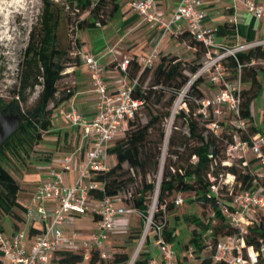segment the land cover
Wrapping results in <instances>:
<instances>
[{
	"label": "trees",
	"instance_id": "1",
	"mask_svg": "<svg viewBox=\"0 0 264 264\" xmlns=\"http://www.w3.org/2000/svg\"><path fill=\"white\" fill-rule=\"evenodd\" d=\"M42 1L44 7L40 16L41 27L38 32L31 33L30 43L25 51V69L19 78V89L13 100L4 106L20 114L21 124L16 132L0 146V223L1 210L18 221H23V217L15 212V208L25 211V205L18 201L20 184L6 169L4 162H8L10 154H19L22 150L29 151L42 140V133L51 124L53 109L49 106L57 98L59 81L68 66L62 60L64 51L58 46L60 26L58 4L53 0ZM64 1V8L68 12V22L72 27L80 29L96 26L98 22L104 24L116 12L118 6L117 0ZM85 12L89 13L88 19L76 18ZM217 32L223 34L226 31L220 28ZM193 43L197 42L193 39ZM205 53V48L198 45V58L194 62H184L172 54L162 55L156 66L145 69L140 75L133 95L142 100L143 105L130 120L126 134L108 149L116 162L108 171L99 172L97 180L102 182L104 191H93L97 200L105 195L125 193L131 184H137L136 191L133 195L131 194L134 206L141 213H148V202L157 187L160 156L166 140L165 123L171 115L179 92L190 80L188 72L198 71ZM237 57L241 63L245 64L252 57L264 58V50L259 48L249 52H240ZM76 60L80 62L79 57ZM227 66L232 74L237 72V62L234 57H228ZM140 70L141 66L138 62L131 60L128 69L129 78L138 77ZM258 74L259 71L254 66L246 65L242 69L243 81L251 83L250 88L242 91L240 105L241 117L250 123L247 131L242 133V139L248 142L252 141V136L263 133V130L253 123L250 111L252 101L261 90ZM202 82L203 79L198 78L192 83L188 97L184 101L189 107L180 109L175 117L183 121L184 129L176 125L175 121L172 123V130L168 137V156L159 182L155 218H161L164 211L168 214L176 210L177 194H185L191 202L210 207L212 217H206L202 213L192 217L185 215L182 220L187 223L194 222L197 225V229L190 232V243L193 252L201 260L199 264H228L224 261L215 262L213 258L220 239L236 233V230L227 223L223 208L228 207L233 210V195L238 191L253 187L257 181V174L251 170L250 163L256 159L245 164L246 159L241 157L233 159L231 165L226 164L228 160L226 148L229 143L233 142L236 129L231 123L230 131L227 132L224 127L219 135L208 127L211 119H205L199 112L194 115L195 112L189 102L191 98L198 102L204 98L200 87ZM38 84L42 85L43 89L37 104L31 109L24 110L21 104L28 100L27 91L33 90ZM72 95L73 91L68 90L65 95L57 99L55 106L58 107L65 100H69ZM167 95L168 98L165 100ZM143 109H147L150 115L147 122H143L140 118ZM222 170H226L227 175H233L234 181L226 183L225 178L220 187L219 178L223 177ZM139 179L140 182H137ZM214 186L217 187V191H214ZM225 187L229 197L223 195ZM154 198L152 205L155 202ZM215 219L218 222L213 224ZM39 231L40 228L32 224L28 233L32 235ZM209 231L213 239L212 251L210 255L202 257L200 253L205 248L202 236ZM174 232L175 229H166V238L173 243L176 241ZM261 240L264 242L263 221L258 223L247 236V243L256 247L260 246ZM56 255L60 256L57 261L54 259ZM2 256L0 249V264H3ZM54 257L52 261H56V264H104V259L97 250L92 251L87 261L83 254L74 250H60ZM150 258V253L142 252L133 264H150ZM129 260L128 253H116L110 264H127Z\"/></svg>",
	"mask_w": 264,
	"mask_h": 264
},
{
	"label": "built area",
	"instance_id": "2",
	"mask_svg": "<svg viewBox=\"0 0 264 264\" xmlns=\"http://www.w3.org/2000/svg\"><path fill=\"white\" fill-rule=\"evenodd\" d=\"M235 1L241 2L258 20L264 21V4L256 0ZM128 5L165 32L183 21L187 23L190 36L205 48L207 57L194 74L190 85L198 78L207 77L215 90L211 98L199 101L198 112L202 113L205 119H211L208 127L216 134L224 128L217 117L223 112L232 116L236 131L233 142L226 148V164L231 165L233 159L245 158L248 153H252L259 161L264 176V134L252 136L251 142L243 140L242 133L247 131L250 123L241 117L240 111L244 90L242 69L246 65H262L264 69V58L252 57L249 62L243 64L237 57L240 52L259 48L264 50V38L235 45L217 43L215 34L218 28L210 29L204 24L207 13L203 0H179L171 17L157 12L156 0H130ZM230 22L234 24L235 19ZM97 25L102 23L98 22ZM112 51L111 49L109 52ZM81 54L91 71L92 84L98 96L96 114L90 119L86 118L73 103L61 106L58 112L72 126L83 129L90 148L80 159L78 176L72 185L64 183V175L73 169L75 161V155L69 154L64 157L59 167L51 169L48 180L39 184L33 191L30 202L25 205V216L27 221L40 224L39 232L29 235L27 227L17 228L10 235L0 231L3 264H51L54 255L60 250L79 251L87 261L94 248L101 249L111 233L127 232L130 227V214L136 212L135 209L127 207L126 193L105 195L97 200L93 191H104L97 176L100 171H108L112 167L108 160V149L126 134L130 120L143 105L142 100L134 97V89L139 83L140 75L145 69L153 68L160 60L161 54L156 46L143 57L140 60V73L134 79L128 78L131 59H124L118 64V68L127 78L116 89L109 87L104 76L105 67L101 60L106 53ZM230 56L237 62L234 77L227 66ZM178 95L185 99L188 92H179ZM183 104L186 106L185 102ZM180 109L175 104L170 119H175ZM227 176L226 183H232L234 176ZM213 189L217 191V187L214 186ZM183 201V197L178 194L175 205L179 206ZM232 204L234 209L224 207L223 215L236 233L220 239L213 255L214 261H224L228 264H264L263 240L258 247L247 243V236L252 229L261 221L264 222V185L256 181L250 189L236 192ZM87 213H92L98 218V229L89 239H83V233L76 227V222L79 216ZM139 213L145 223L142 244L154 234V245L161 257V261L151 259L150 264H176L177 251L173 243L166 238V229L169 228L166 211L158 219L155 218L156 206L147 214L140 211ZM189 251V256H193V248L190 247Z\"/></svg>",
	"mask_w": 264,
	"mask_h": 264
},
{
	"label": "rangeland",
	"instance_id": "3",
	"mask_svg": "<svg viewBox=\"0 0 264 264\" xmlns=\"http://www.w3.org/2000/svg\"><path fill=\"white\" fill-rule=\"evenodd\" d=\"M53 1L58 4L60 15L58 46L64 51L62 60L68 66H66L63 72V77L59 81V92L56 96L57 98L49 106L50 109H53L52 113L56 111L55 104L57 102V99L65 95L68 90H75L76 85L73 67L79 64L76 58L79 57L80 59V55L78 53L80 49V43L82 42V38L80 37V35H86L90 40V43L95 44V46H101L106 43V34L102 28L96 26L87 27L84 29L76 28L75 26L72 27V25L68 22V12L64 8L65 1ZM43 7L44 4L42 0H0V102L3 106L13 100L17 93V90L19 89V78L23 69H25V51L30 43L31 33L33 31L38 32L41 27L40 16ZM76 18L88 19L89 13L85 12L80 16H76ZM206 59L207 57L206 55H204L202 57L201 63H204ZM258 66L261 67L262 65ZM194 74L195 73L188 72L190 80L182 88V94H184V92L186 91H190V87L192 85H190V83L193 79ZM202 79L203 82L200 87L203 91L204 98H211L215 90L213 86L208 82L207 77H203ZM148 82L149 80L147 81V83ZM42 89V85L38 84L33 90L29 89L27 91L28 100L25 103L22 102L21 104L24 110L31 109L37 104ZM167 98L168 95L165 100ZM184 101L185 99H182V96L178 95L174 102V105L176 104L177 108L179 109L180 107L187 109L189 106L187 104L186 106H183ZM189 103H191L193 111L195 112L194 115H196V113H198L197 109L200 106V102L191 98V101ZM210 110L212 111V109ZM149 117L150 115L148 110L143 109L140 114V118L142 119V121L147 122ZM217 118L219 119L220 123L223 124L224 127H226V131L229 132V127L231 121L233 120V117L226 112H223L221 116ZM174 121L176 125L184 129L183 121L181 119L172 120L169 117L167 123H165L164 128L166 133V140L160 156V170L159 174L157 175V191H159V182L161 180L162 171L168 156V137L170 135L169 132H171L172 130L171 126ZM44 132L42 133V135L45 134ZM221 133L222 132H220L219 135ZM51 138L52 136H49L48 139ZM73 141V136H68L66 140L65 138H61L60 142L57 143V149L59 151L67 150L73 144ZM43 144L44 143H37L29 151L22 150L19 154H10L8 162H4V166L6 167V169L20 184L21 189L18 195V201L24 205H26L30 200L31 193L33 192L35 186L38 184V182L42 181V178L46 176L47 170H49L52 166L51 161L47 160V158L52 156L56 151L54 150V148H51L50 146L45 147ZM114 144L115 142L112 143L111 146ZM115 162V157H110V165L113 166ZM125 168H127V166H125ZM254 171L255 173H257L256 170ZM222 174L223 177L219 178L220 187H222L224 179L228 178L226 170H222ZM230 178L231 177H229V179ZM149 179H151V177H149ZM137 182H140V179L137 180ZM136 188L137 184H131L128 190L125 192L127 195V207L136 210V212L130 214V227L128 228L127 232H125L124 234H113L110 239H108L104 243L101 249H97V251H99L100 255L104 259V264H110L114 259L116 253H128L130 256V260L127 262V264L134 263L133 261H135L142 252L151 251L150 253L152 255H159L158 250H156V246L150 244L149 240L142 244L138 255H135L143 239V230L145 224L143 221V217L139 213L138 209H136V207L134 206L133 198L131 197V194H134ZM156 190L150 196V200L148 202L149 210H151ZM180 195L184 199L183 204L176 206V210L174 212L168 213L169 228L172 230L175 229L176 231L175 249L178 255L176 264H199L201 260L197 258L196 253H194L193 256H189V249L190 247L192 248V244L190 243V232L197 229V225L194 222L187 223L182 219L185 215L192 217L193 215H200L202 213L205 214L206 217H212V210L210 207H203L199 203L191 202L189 200V197L185 194ZM223 195L225 197L230 196L226 187L223 190ZM15 212L23 217V221H18L10 214H7L6 212L1 210L2 220L0 223V231H2L5 235L12 234L14 230H16L17 228H23L24 224H26L25 211L19 208H15ZM91 214L92 213L81 215V218L79 219L78 217L77 219L76 227L82 231L83 239L90 238L93 227L95 226V223L91 218ZM217 222L218 221L215 219L213 224H216ZM202 242L204 243L205 248L200 253L201 256L204 257L210 255L212 251L211 246L213 244V239L210 231L203 234ZM94 250L96 249L94 248ZM59 258V255H56L54 257L56 261ZM56 261H52L51 264H56Z\"/></svg>",
	"mask_w": 264,
	"mask_h": 264
},
{
	"label": "crops",
	"instance_id": "4",
	"mask_svg": "<svg viewBox=\"0 0 264 264\" xmlns=\"http://www.w3.org/2000/svg\"><path fill=\"white\" fill-rule=\"evenodd\" d=\"M129 1L130 0H117V10L111 18L102 25H96V27H100L105 31L106 43L104 45L95 46V44L90 43L86 35H80L82 38L78 52L80 55V62L77 66L73 67L76 87L75 90H73L72 97L56 107V111L52 113L51 124L47 130H44L45 134L42 135L43 138L39 142V144L44 143L43 145L45 147L50 146L54 148L56 152L47 158V160L51 161L52 166L47 170L46 176L42 178V181L38 182L34 190L39 184L48 180L51 169L59 167L64 157L69 154L75 155V161L73 169L65 173L64 183L66 185H72L78 176L80 159L83 157L86 150L90 148V143L84 137L83 129L81 127L72 126L70 122L58 112L61 106L73 103L86 118L90 119L96 114L98 96L92 84L91 71L81 53H106L101 63L105 67V79L112 89H116V87L127 78L118 68L119 63L126 58H130L131 60L137 61L138 64L142 66L140 60L148 55L156 46H158L161 56L166 54L176 55L184 62H194L197 60L199 44L193 43L186 22L183 21L179 25L174 26L170 31L165 32L156 24L148 22L142 14L132 10L128 5ZM256 1L264 4V0ZM178 2L179 0H156V10L166 17H171ZM203 7L207 13L204 23L205 26L210 29L224 28L226 31L223 34L216 32L215 40L217 43L235 45L240 42L264 38V21L258 20L241 2L235 0H203ZM231 19H235L234 24L230 22ZM111 49L113 51L109 52ZM254 67L259 71L258 79L261 84V90L252 101L250 111L253 117V123L261 128L264 134V69L262 66L260 67L258 65ZM235 74L231 73L232 77H234ZM243 86L244 89H248L251 83L243 81ZM233 121L234 120H232L231 123H233ZM49 136H52V138L48 139ZM68 136H73V144L69 149L59 151L57 149V143L60 142L61 138H65L66 140ZM110 157L112 158L114 156L109 154V163ZM245 159L246 162H250L252 159H256V157L254 154L248 153ZM250 166L252 171L256 170L257 172V182L264 185L263 171L259 161L256 159V161L250 163ZM32 194L33 192L31 193L30 199ZM29 202L30 200L28 203ZM91 216L95 223L92 231L93 233L98 229V218L93 214H91ZM80 218L81 216H79V219ZM25 220L26 224H24V227H27V229H29L32 224L40 228L38 222L32 223V221H27L26 216ZM113 234H124V232L111 233L108 239H110ZM148 240L150 244L154 245V234H151ZM173 245L175 247V243H173ZM150 252L151 251H148V253ZM150 257V260L155 259L161 261L160 255H152L150 253Z\"/></svg>",
	"mask_w": 264,
	"mask_h": 264
},
{
	"label": "water",
	"instance_id": "5",
	"mask_svg": "<svg viewBox=\"0 0 264 264\" xmlns=\"http://www.w3.org/2000/svg\"><path fill=\"white\" fill-rule=\"evenodd\" d=\"M21 124V116L18 113L5 115L0 110V145L13 135Z\"/></svg>",
	"mask_w": 264,
	"mask_h": 264
},
{
	"label": "flooded vegetation",
	"instance_id": "6",
	"mask_svg": "<svg viewBox=\"0 0 264 264\" xmlns=\"http://www.w3.org/2000/svg\"><path fill=\"white\" fill-rule=\"evenodd\" d=\"M0 110L5 114V115H8V114H11V113H15V112H12V111H10V110H8V109H6V108H4V106L1 104V102H0ZM12 136V135H11ZM10 136V137H11ZM8 139V138H7ZM4 144V143H3ZM2 145V144H1ZM0 145V146H1Z\"/></svg>",
	"mask_w": 264,
	"mask_h": 264
},
{
	"label": "bare ground",
	"instance_id": "7",
	"mask_svg": "<svg viewBox=\"0 0 264 264\" xmlns=\"http://www.w3.org/2000/svg\"><path fill=\"white\" fill-rule=\"evenodd\" d=\"M170 133V132H169ZM158 191H156V195H155V198H154V203H153V205H152V208L151 209H153L155 206H156V199H157V193ZM141 247H142V242H141V244L139 245V247H138V249H137V251H136V253H135V255H138V253H139V251H140V249H141Z\"/></svg>",
	"mask_w": 264,
	"mask_h": 264
}]
</instances>
